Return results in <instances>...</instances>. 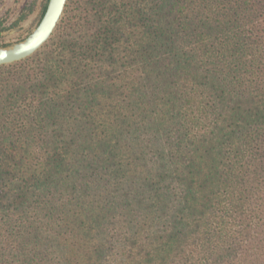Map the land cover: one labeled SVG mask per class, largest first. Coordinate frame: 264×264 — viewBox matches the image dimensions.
I'll return each mask as SVG.
<instances>
[{
	"label": "trees",
	"instance_id": "16d2710c",
	"mask_svg": "<svg viewBox=\"0 0 264 264\" xmlns=\"http://www.w3.org/2000/svg\"><path fill=\"white\" fill-rule=\"evenodd\" d=\"M0 264H264V0H67L0 66Z\"/></svg>",
	"mask_w": 264,
	"mask_h": 264
},
{
	"label": "rangeland",
	"instance_id": "374dc122",
	"mask_svg": "<svg viewBox=\"0 0 264 264\" xmlns=\"http://www.w3.org/2000/svg\"><path fill=\"white\" fill-rule=\"evenodd\" d=\"M44 3L45 0H0V47L26 38L38 25Z\"/></svg>",
	"mask_w": 264,
	"mask_h": 264
},
{
	"label": "water",
	"instance_id": "95a60500",
	"mask_svg": "<svg viewBox=\"0 0 264 264\" xmlns=\"http://www.w3.org/2000/svg\"><path fill=\"white\" fill-rule=\"evenodd\" d=\"M67 0H48L36 28L22 41L0 47V66L23 61L38 52L51 38L60 22Z\"/></svg>",
	"mask_w": 264,
	"mask_h": 264
}]
</instances>
